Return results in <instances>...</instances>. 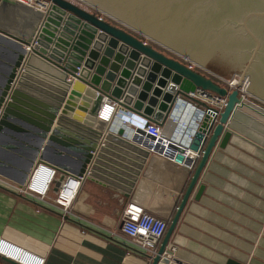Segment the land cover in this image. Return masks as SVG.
Here are the masks:
<instances>
[{"label":"crops","instance_id":"obj_1","mask_svg":"<svg viewBox=\"0 0 264 264\" xmlns=\"http://www.w3.org/2000/svg\"><path fill=\"white\" fill-rule=\"evenodd\" d=\"M37 17L36 10L0 0V87L19 50L18 44L24 45L28 40ZM91 34L86 23L58 11L40 46L54 65L42 58L32 62L30 75L54 88L31 82L29 88L36 94L27 93L31 97L26 111L17 115L15 127L2 131L0 238L43 256L46 264H150L148 254L133 246L121 231L124 208L129 203L139 204L170 225L201 157L190 172L159 155L150 153L145 157L139 150L144 148V138L138 144L132 139V129L123 127L122 121L112 123L109 130H101L78 115L73 120L57 116L37 153L43 132L36 122H43L44 104L54 102L55 108L61 97L59 90L66 88L64 70L81 71L91 50L94 53L84 71L87 82L100 88L104 98L119 108L162 122L163 130L172 137L188 133L207 102L179 98L173 106L175 93L168 90L171 81L162 87L160 73L151 85L146 83V73L142 82L132 87L128 102L122 104L120 95L123 97L132 86L140 60L131 62L132 50L120 48L121 44L114 46L109 39L100 40L95 50L91 47L84 54L80 45H86L87 35ZM130 34L153 48L159 47L155 49L167 57L187 59L194 70L198 68V63L156 39ZM128 63L136 64L135 69ZM206 73L219 81L214 83L227 88L226 78L213 71ZM68 79L74 78L69 75ZM247 98L228 121L231 135L225 148L220 147L224 134L218 139L169 241L168 250L176 248L174 256L186 264H226L229 259L264 264V100L249 91ZM30 119L35 121L34 127ZM97 133L103 136L102 141L108 134L112 138L98 161L95 176H86L70 213L64 214L55 204L57 188L64 178L79 176ZM37 164L57 171L45 200L26 194L25 185L17 182ZM201 187L203 192L197 199Z\"/></svg>","mask_w":264,"mask_h":264},{"label":"water","instance_id":"obj_2","mask_svg":"<svg viewBox=\"0 0 264 264\" xmlns=\"http://www.w3.org/2000/svg\"><path fill=\"white\" fill-rule=\"evenodd\" d=\"M5 1L13 2L14 0ZM46 1L51 2V9L47 13L37 11L38 17L32 32L24 45L18 44L19 50L16 52L10 71L0 87V109L6 103L0 120V138L4 129L16 126L13 122L17 115L26 111L25 106L30 104L28 100L31 97L27 93L33 91L32 93L36 94L35 90L29 88L31 82L39 81L29 73L33 60L42 58L54 65V61L40 51V46L43 44L42 41L46 33L49 32V25L58 11L69 13L89 26L92 34L87 35L86 45L84 43L80 45L84 54L89 52L91 47L95 50L100 40L109 39L114 46L121 44L120 48L126 51L132 50L131 55L134 58L131 62L135 63L140 60L136 75L131 80L132 86L123 97L120 95L119 99L123 98L122 104L128 102L129 95L133 91L132 87L140 84L141 78L146 73H149L146 83L151 85L156 82L160 73L163 77L162 87L167 86V80L171 81L172 86L169 85L168 90L170 91L171 88L175 93L172 98L173 106L179 98L194 100L190 94L198 90L227 97V105L219 117H215L211 112L215 109L205 104L203 114H199L196 123L189 129V132L172 139L169 146V154L174 163L184 166L189 172L187 166L193 162V154H201V159L190 178V183L177 212L170 221L161 246L156 254L147 255V257L150 259V264H186L170 253L168 250L169 241L218 139L223 134L224 139L220 143V147L225 148L228 144L231 135L228 131V121L235 111L244 105L240 99L239 91L234 90L229 93L227 89L194 70L192 66L167 57L129 32L110 24L98 14H93L66 0ZM86 1L202 65H198V67L203 68L204 66L264 100V0ZM34 40H36V44L29 51L27 47H30ZM93 53L94 51L91 50L84 67L80 68L81 71L78 69L69 73L66 69L64 70L66 88L59 90L61 97H59L55 108L54 102L44 104L43 122H36L43 132L39 138L37 153L43 148L57 116L63 120H73L75 115L82 116L84 119L87 118L88 123L93 127L94 119L104 97V92L87 82L84 77L85 68ZM127 65L133 70L136 67V64L133 63ZM21 69L23 70L21 71ZM69 75L74 79H68ZM128 75L130 74L128 73ZM39 82L42 85L45 84L42 81ZM47 91L52 92V90ZM32 105L35 107L34 104ZM217 119H219L218 123ZM29 121L30 125L34 127L35 121L31 119ZM160 124L163 125L162 122ZM139 132L145 136L144 131L140 130ZM95 137L91 154L79 176L86 173H89L90 177L95 176L98 170V161L105 153L112 135L108 134L104 141H102L103 136L100 133H97ZM136 141L140 144V140ZM143 142L145 147L151 146L147 139L144 138ZM100 144H102L101 147H99ZM139 150L144 153L145 157L150 155L146 148H139ZM188 152L192 154L189 155L191 157L186 158L185 155ZM32 165H34L33 162ZM30 172L31 170H28L25 177L17 182L20 185H25ZM202 192L203 187L199 189L197 199ZM0 259L9 264H17L2 256ZM226 264L243 263L229 259Z\"/></svg>","mask_w":264,"mask_h":264},{"label":"built area","instance_id":"obj_3","mask_svg":"<svg viewBox=\"0 0 264 264\" xmlns=\"http://www.w3.org/2000/svg\"><path fill=\"white\" fill-rule=\"evenodd\" d=\"M14 1L44 13H47L52 6L51 2L46 0ZM66 1L75 4L71 0ZM35 44L36 40H34L31 46L27 47V49L30 51L31 47H33ZM190 66L192 65L190 64ZM200 69L203 70V68ZM22 70L23 69H21V71ZM205 70L206 69L203 71ZM226 84V89L228 92L234 90L239 91V96L242 102L248 99L247 90L229 80ZM190 95L192 98H194V100L191 101H196L199 99L205 100L209 106L215 109L211 111L215 117H219V114L224 110L228 101L227 97H223L204 90H198L195 93H191ZM5 107L6 103H4L0 109V120L3 116ZM201 113L203 114V112ZM116 121H122L124 125H122L123 127L128 126L130 129H132L134 133L132 137L133 140H140L139 143H141L142 138L147 139L149 145L151 146L149 148L145 147L144 142L141 143V146L146 148L150 153L173 160L169 154V146L172 143V139H175V137L167 134L159 123L148 119H143L132 112L125 111L122 108H119V106L113 103L109 98L103 97L97 116L93 122V128H100L101 130H106L108 128L110 129L112 123ZM140 130L144 131L145 136L139 132ZM189 155L191 154L188 152L185 157H191ZM200 157L201 154L194 153L192 156L193 162L187 167L190 170L193 169L194 165L196 164L195 160ZM87 175H89V173H86L83 176L64 178L60 186L57 188L55 204L62 210L64 214L70 213L72 206L78 197L82 183L86 180ZM56 176L57 171L51 166L46 164H37L32 170L29 179L23 188V191L35 198L45 200L54 185ZM168 227L169 224L167 220L149 213L139 204L129 203L124 208L121 231L126 237L129 238L133 246L145 254L154 255L157 253L159 244L165 237ZM175 251L176 248H173L170 253L173 254ZM0 256L17 264H46V259L43 256L32 253L3 238H0Z\"/></svg>","mask_w":264,"mask_h":264},{"label":"rangeland","instance_id":"obj_4","mask_svg":"<svg viewBox=\"0 0 264 264\" xmlns=\"http://www.w3.org/2000/svg\"><path fill=\"white\" fill-rule=\"evenodd\" d=\"M71 1L74 2L75 4H77L78 6H80V7L84 8V9L90 11V12L93 13V14H98V15L102 16V17L104 18V20L109 21V22H111V23H113V24H115V25H117V26H120V27H122V28L128 30L129 32H131V33H133V34H136V35H138V36H140V34H144V35L147 36V34H145V33L141 32V31H139L138 29H136V28L130 26L129 24H127V23L123 22L122 20H120V19L114 17L113 15H111V14L105 12L104 10H102V9H100V8H98V7H96L95 5H93V4L89 3V2H87L86 0H71ZM139 33H140V34H139ZM151 38H152V37H151ZM154 40H155V39H154ZM169 48H170V47H169ZM171 49H172V48H171ZM173 50H174V49H173ZM176 57H177V56H176ZM190 60H191V59H190ZM184 61H186V60H184ZM192 61H193V60H192ZM186 62H187V61H186ZM194 62H195V61H194ZM196 63H197V62H196ZM198 64H199V63H198ZM199 65H200V64H199ZM200 66H202V65H200ZM196 68H197V67H196ZM203 68L206 69V70L204 71L205 73H206L207 71H211V70H209L208 68H206V67H204V66H203Z\"/></svg>","mask_w":264,"mask_h":264},{"label":"trees","instance_id":"obj_5","mask_svg":"<svg viewBox=\"0 0 264 264\" xmlns=\"http://www.w3.org/2000/svg\"><path fill=\"white\" fill-rule=\"evenodd\" d=\"M123 29H124V28H123ZM124 30L127 31V32H129V31L126 30V29H124ZM129 33H130V32H129ZM154 47L160 49L159 47H157V46H155V45H154ZM175 58H177L176 60L182 62L183 64H185V65H189L188 62H186V61L180 59L179 57H175ZM195 70L198 71V72L201 73V74L206 75V76H207L209 79H211L213 82H217V83H219V81H218L217 79H215V78H213L211 75L205 73V72H204L203 70H201L200 68H195ZM168 224H169V222H168ZM0 264H5V263L0 259Z\"/></svg>","mask_w":264,"mask_h":264},{"label":"bare ground","instance_id":"obj_6","mask_svg":"<svg viewBox=\"0 0 264 264\" xmlns=\"http://www.w3.org/2000/svg\"><path fill=\"white\" fill-rule=\"evenodd\" d=\"M248 107V106H247ZM223 112V111H222Z\"/></svg>","mask_w":264,"mask_h":264}]
</instances>
